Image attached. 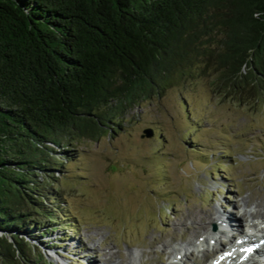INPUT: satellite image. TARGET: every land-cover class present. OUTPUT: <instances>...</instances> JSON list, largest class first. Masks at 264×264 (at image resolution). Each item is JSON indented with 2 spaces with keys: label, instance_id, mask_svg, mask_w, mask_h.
Returning <instances> with one entry per match:
<instances>
[{
  "label": "trees",
  "instance_id": "1",
  "mask_svg": "<svg viewBox=\"0 0 264 264\" xmlns=\"http://www.w3.org/2000/svg\"><path fill=\"white\" fill-rule=\"evenodd\" d=\"M195 67L219 94L264 92V0H0V264H33L59 154Z\"/></svg>",
  "mask_w": 264,
  "mask_h": 264
},
{
  "label": "rangeland",
  "instance_id": "2",
  "mask_svg": "<svg viewBox=\"0 0 264 264\" xmlns=\"http://www.w3.org/2000/svg\"><path fill=\"white\" fill-rule=\"evenodd\" d=\"M208 71L195 67L130 109L116 131L77 139L59 154L57 219L42 222L46 232L30 231L33 264H166L173 257L203 264L201 250L218 242L200 238L229 246L242 235L220 233L219 221L256 210L264 216V92L242 100L219 94ZM241 219L245 233L255 232L249 217ZM253 222L259 228L264 218ZM202 224L207 234L193 235ZM70 225L74 232L63 229Z\"/></svg>",
  "mask_w": 264,
  "mask_h": 264
},
{
  "label": "bare ground",
  "instance_id": "3",
  "mask_svg": "<svg viewBox=\"0 0 264 264\" xmlns=\"http://www.w3.org/2000/svg\"><path fill=\"white\" fill-rule=\"evenodd\" d=\"M244 206H246V205H244ZM213 211L212 210H209V211L207 210V215H206L207 220H211V219H213L215 217L214 215L216 214V212H213ZM256 211H248L247 214H245V215L242 214L241 215V217H244V216L246 217L247 216V217L250 218L249 220H250V223H252V224H251L249 229L251 230V227H252V229L254 228V230H255V234L254 235H252V234L248 235V234L245 233V231H243V229H242V221H243V219H241V217L238 218L236 215L230 214L231 216L228 215V217H226L225 220L219 221L218 226L220 228H222L219 232L220 233H226V231H228V230L229 231L230 230H234L236 232H240L242 235L240 236L239 239H237L235 241H230L229 240L230 245L226 246L225 244L224 245L221 244V242L219 241V238L217 239L215 237H208V235H207V237L200 238V240L202 239L206 243H209V241H212V240H214V242L216 244L218 242V247L216 249H213L211 251H207L206 249H202L201 250L203 258L204 259L205 258L208 259V261L204 262L203 264H215L216 262L218 264H248L249 258H246V256H245V253H247V251L243 250L244 253H242L241 255H239L237 253V252H240L241 249H243V247H245V243L246 244L247 243L251 244L255 248L254 256L256 258V261H254V264L258 261V259L261 260V258L264 256V243H263L262 247H259L257 243L260 241L261 238H264V235L261 234V233L264 232V225H262L259 228H257V225L254 224L253 220H254V218L257 217V215H259L261 218H264V216H261V214H259V213L257 214ZM235 217L238 218V219H236ZM202 229L207 234V228L205 227L204 224L198 225L197 227H193L192 234L196 235ZM190 231H191V229H189V228L186 229V233L190 232ZM153 241L154 242L150 244L151 246L152 245L154 246L155 244H157L159 242L158 240H153ZM189 241H188V243H189ZM160 242H162L161 246L167 247V244H165L164 241H160ZM180 252L181 251H178L177 254L180 255ZM248 253L250 254V252H248ZM187 254L192 256V252L189 251V250H184L183 253H182V255L186 256V258H187ZM175 258H177V257H175ZM175 258L174 257L172 258V262L174 264H185V262H186V261H184V262L179 263L177 261V259H175ZM180 259H179V261H180ZM172 262L166 263V264H171ZM104 264H125V262L123 260L121 261V259L118 262V261H113L111 258H107L105 260ZM159 264H165V263H161L160 262ZM260 264H262V263H260Z\"/></svg>",
  "mask_w": 264,
  "mask_h": 264
},
{
  "label": "water",
  "instance_id": "4",
  "mask_svg": "<svg viewBox=\"0 0 264 264\" xmlns=\"http://www.w3.org/2000/svg\"><path fill=\"white\" fill-rule=\"evenodd\" d=\"M149 132V131H148Z\"/></svg>",
  "mask_w": 264,
  "mask_h": 264
}]
</instances>
